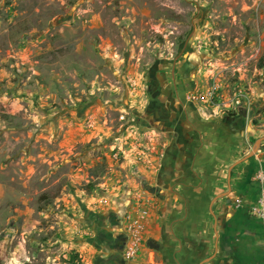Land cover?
<instances>
[{"label":"rangeland","instance_id":"obj_1","mask_svg":"<svg viewBox=\"0 0 264 264\" xmlns=\"http://www.w3.org/2000/svg\"><path fill=\"white\" fill-rule=\"evenodd\" d=\"M261 63L264 0H0V264H95L107 201L166 143L148 84L264 128Z\"/></svg>","mask_w":264,"mask_h":264},{"label":"crops","instance_id":"obj_2","mask_svg":"<svg viewBox=\"0 0 264 264\" xmlns=\"http://www.w3.org/2000/svg\"><path fill=\"white\" fill-rule=\"evenodd\" d=\"M174 98L160 102L166 116L151 112L156 125L149 128L166 139L162 150L150 140L149 165L133 171L141 179L107 201L91 250L95 264H264V218L249 211L260 195L256 173L264 174V128L242 115L195 122L192 111L172 107ZM134 193L146 198L137 207L147 215L139 250L126 259L123 214L135 206Z\"/></svg>","mask_w":264,"mask_h":264},{"label":"built area","instance_id":"obj_3","mask_svg":"<svg viewBox=\"0 0 264 264\" xmlns=\"http://www.w3.org/2000/svg\"><path fill=\"white\" fill-rule=\"evenodd\" d=\"M256 180L260 184V195L256 202L249 207L252 215L264 218V174L262 171L256 173ZM135 206L123 214L124 232L126 235L125 244L123 247V256L126 259L133 258L139 250L142 240V232L144 226V219L147 215V209L140 208L141 203L146 202V198L136 194ZM241 203L238 201L237 204Z\"/></svg>","mask_w":264,"mask_h":264},{"label":"flooded vegetation","instance_id":"obj_4","mask_svg":"<svg viewBox=\"0 0 264 264\" xmlns=\"http://www.w3.org/2000/svg\"><path fill=\"white\" fill-rule=\"evenodd\" d=\"M152 87H155L153 82L148 84V92H149V98H150V101H149L150 103L149 104L155 106V108L158 109V112H159L160 116H166V114L162 111L163 110V107H162L163 104L161 105V103H160L161 101L158 99L159 94L161 92L159 91V89L151 90ZM176 98H177V103L176 104L181 106V100H180V96L178 94H177ZM229 117H231V116H229ZM125 240L121 241V244H122L123 247H124V244H125ZM122 252H123V248H122Z\"/></svg>","mask_w":264,"mask_h":264},{"label":"water","instance_id":"obj_5","mask_svg":"<svg viewBox=\"0 0 264 264\" xmlns=\"http://www.w3.org/2000/svg\"><path fill=\"white\" fill-rule=\"evenodd\" d=\"M258 143H259V141H258ZM147 189L150 190V191H153L154 190V188L149 187V186L147 187Z\"/></svg>","mask_w":264,"mask_h":264},{"label":"trees","instance_id":"obj_6","mask_svg":"<svg viewBox=\"0 0 264 264\" xmlns=\"http://www.w3.org/2000/svg\"><path fill=\"white\" fill-rule=\"evenodd\" d=\"M261 66H262V67H264V64H263V63H261Z\"/></svg>","mask_w":264,"mask_h":264}]
</instances>
